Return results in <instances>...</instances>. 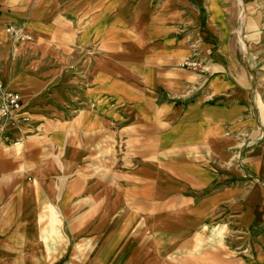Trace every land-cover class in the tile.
Returning a JSON list of instances; mask_svg holds the SVG:
<instances>
[{"label": "crops", "instance_id": "0c3cea01", "mask_svg": "<svg viewBox=\"0 0 264 264\" xmlns=\"http://www.w3.org/2000/svg\"><path fill=\"white\" fill-rule=\"evenodd\" d=\"M0 75V264H264V0H0Z\"/></svg>", "mask_w": 264, "mask_h": 264}, {"label": "built area", "instance_id": "2783aa9c", "mask_svg": "<svg viewBox=\"0 0 264 264\" xmlns=\"http://www.w3.org/2000/svg\"><path fill=\"white\" fill-rule=\"evenodd\" d=\"M9 32L13 34L16 39L21 38L23 34L21 31L14 28H11ZM183 65L196 68L200 63L188 57ZM24 106L25 102L21 93L5 86L0 79V136L3 133V123L8 120H16L17 115L22 112Z\"/></svg>", "mask_w": 264, "mask_h": 264}, {"label": "rangeland", "instance_id": "374dc122", "mask_svg": "<svg viewBox=\"0 0 264 264\" xmlns=\"http://www.w3.org/2000/svg\"><path fill=\"white\" fill-rule=\"evenodd\" d=\"M261 57H262L261 55H257V56H245L244 63H246V64L247 63H251V62H253L254 58H256L258 60ZM181 67L187 68L188 66L181 64ZM254 78L257 79V76H255ZM261 79L264 82V77H262ZM257 82H258V80H257ZM254 89H255V91L253 90L254 92H256V91H259L260 92V97L262 98L260 105H258L257 103H254V107H255V113H256V115L258 117L259 126H261V128H258V130L264 136V128L262 127V124H261L262 122L264 123V85H259L258 87H254Z\"/></svg>", "mask_w": 264, "mask_h": 264}, {"label": "bare ground", "instance_id": "6f19581e", "mask_svg": "<svg viewBox=\"0 0 264 264\" xmlns=\"http://www.w3.org/2000/svg\"><path fill=\"white\" fill-rule=\"evenodd\" d=\"M24 38H25L24 36H21L20 39H24ZM0 79H1L2 83H3L5 86H7V85L3 82V79H2V77H1V75H0Z\"/></svg>", "mask_w": 264, "mask_h": 264}]
</instances>
